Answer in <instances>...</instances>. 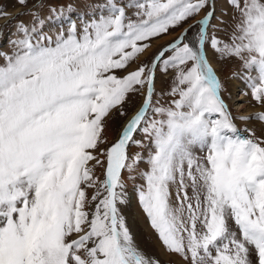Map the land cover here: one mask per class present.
Segmentation results:
<instances>
[{"label": "snow or ice", "instance_id": "1", "mask_svg": "<svg viewBox=\"0 0 264 264\" xmlns=\"http://www.w3.org/2000/svg\"><path fill=\"white\" fill-rule=\"evenodd\" d=\"M216 3L105 0L55 38L35 13L31 26L15 24L14 53L0 66V264H161L136 244L119 207L127 202L122 172L134 179L142 160L133 146L154 148L137 192L166 254L184 264H264V131L242 134L206 55L239 61L264 104V0H227L230 21ZM50 11L49 19L65 14ZM189 20L150 63L128 71L150 41ZM160 64L171 70L167 107L154 99ZM134 96L140 106L102 147L107 120L126 117ZM255 118L264 122V113ZM194 145L206 155L193 156ZM96 166L105 179L89 197Z\"/></svg>", "mask_w": 264, "mask_h": 264}, {"label": "rangeland", "instance_id": "2", "mask_svg": "<svg viewBox=\"0 0 264 264\" xmlns=\"http://www.w3.org/2000/svg\"><path fill=\"white\" fill-rule=\"evenodd\" d=\"M119 2V0H118ZM105 0H27V4L22 6L18 3V0H0V11L4 13L11 14L15 19L6 20L4 18H0V29L3 30V35H0V66L6 64V56H11L14 53V46L9 42L12 39H16L17 36L12 35V33L16 32L15 24L19 21H23L26 25L31 26L33 22V13H35V17L38 20H43L44 24L42 27V31L49 36L55 38V36L63 31L66 33L70 21H76L79 24L80 17L82 14L87 12L86 5L89 4H103ZM68 5H71L73 10L71 12L67 11ZM65 9V14L63 17L59 19H49L52 16L51 9ZM222 12H227L228 16H222ZM19 13V15H17ZM106 14V13H105ZM232 14V9L229 7L227 0H217L216 3V15L221 17L222 19L229 20ZM129 15H131V11H129ZM88 17L85 16V19ZM134 18V17H133ZM199 19V17H197ZM215 23V21H213ZM194 21L189 20L187 23L183 24L180 27L175 29H170V34L163 35L159 38H155L150 41V47L146 50L145 53L139 56V60L136 63H132L128 69V71L135 70L138 66V63H150L155 55L163 48V46L169 44L174 38L178 36L180 32L183 31L184 28L188 26V24H192ZM221 27H224L221 25ZM198 30V26L189 31V36L193 37L196 31ZM228 31H231L229 28ZM222 39L227 40V35L224 32L217 33ZM208 58L210 59L213 67L217 69V73L220 79L224 80L226 83L227 91L223 93V98L226 100L228 104V109L234 118V122L237 124V127L241 129L243 135H249L248 132H245L244 129H250L256 133V135H260L262 131H264V122L259 121L255 117L258 114L264 113V104L257 102L253 99L251 95V87L249 85V81L243 78V75L247 74V69H241V65L239 61H229L225 64L221 65L218 62V58L214 55L211 50L206 52ZM162 64L157 68L158 77L155 80V100H159L160 104L167 107L170 104V98L167 95L170 87V79H171V70L168 73L163 72ZM233 71H240L242 73V77L238 78V80L245 86L244 93L248 96V103L255 109L252 110L251 113L241 114L239 109L236 108L235 102L232 99V89H231V73ZM116 74L118 76L127 75V71L117 70ZM251 75L255 77V70L252 71ZM178 99V97H176ZM142 97L134 96L132 98V104L127 107L128 115L126 117H120L118 115H113L107 120L106 128L104 132L105 139L107 144L102 145V147L109 146L112 142H114L124 124L128 116L135 110V108L141 102ZM240 116L249 117L248 120H240ZM158 118V117H157ZM140 133L136 134V138H141ZM147 144L148 141H145ZM154 151V148H146L140 149L133 146L130 149V153L135 155L137 152L142 156V160L137 165V171L132 173L134 179L129 178V174L125 171L122 172V179L126 184V193L133 192L135 194L134 206L136 212L138 214L139 227L141 229L146 228V236L151 240L153 245L155 242H161L158 239V235L155 230L151 227L149 218L146 213H144L138 198L137 189L145 184V180L143 178V174L149 171L148 158L150 153ZM193 156L202 158L206 155V150H202L199 145H194L192 147ZM103 159V157H101ZM94 175L98 178L97 187L93 189H89V197L95 194L99 189L100 183L105 179L104 176V168L100 166H96L94 169ZM100 191H103L100 189ZM170 191L172 193V203L175 205L176 197L175 193L177 192L176 184L170 186ZM189 195H191V189H189ZM120 210L124 217L126 216L124 205H120ZM94 208V203H93ZM162 245V244H161ZM167 264H184L182 259L177 255H169V259L167 260Z\"/></svg>", "mask_w": 264, "mask_h": 264}, {"label": "bare ground", "instance_id": "3", "mask_svg": "<svg viewBox=\"0 0 264 264\" xmlns=\"http://www.w3.org/2000/svg\"><path fill=\"white\" fill-rule=\"evenodd\" d=\"M157 77H158V73L156 70V78ZM231 80H232L231 97L235 102L236 108L239 109V112H241V114L251 113L252 110L255 109L248 103L249 101L248 96L244 93L245 86L238 80V78H232ZM140 103L135 108V110L140 106ZM135 110L128 116V118L134 114ZM125 123L126 121L124 122V124ZM134 201H135V194L132 191L127 193V202L124 204V208L126 212L125 219L131 235L133 236L136 244L145 254H147L148 256L154 259H158L161 262V264H167L169 255L165 253L162 245L159 242L158 243L155 242V244L153 245L151 240L146 236V231H147L146 228L141 229L139 227L138 214L134 206Z\"/></svg>", "mask_w": 264, "mask_h": 264}, {"label": "water", "instance_id": "4", "mask_svg": "<svg viewBox=\"0 0 264 264\" xmlns=\"http://www.w3.org/2000/svg\"><path fill=\"white\" fill-rule=\"evenodd\" d=\"M168 45V44H167ZM167 45L163 46V47H167Z\"/></svg>", "mask_w": 264, "mask_h": 264}]
</instances>
